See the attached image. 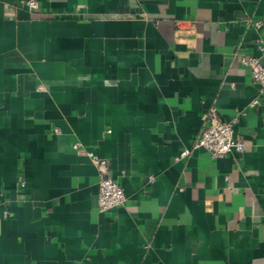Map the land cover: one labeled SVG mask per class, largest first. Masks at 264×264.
Listing matches in <instances>:
<instances>
[{"label": "crops", "instance_id": "crops-1", "mask_svg": "<svg viewBox=\"0 0 264 264\" xmlns=\"http://www.w3.org/2000/svg\"><path fill=\"white\" fill-rule=\"evenodd\" d=\"M19 1L0 0V264H264V93L241 62L264 0ZM210 110L245 150L176 160ZM89 153L120 206L98 210Z\"/></svg>", "mask_w": 264, "mask_h": 264}, {"label": "built area", "instance_id": "built-area-1", "mask_svg": "<svg viewBox=\"0 0 264 264\" xmlns=\"http://www.w3.org/2000/svg\"><path fill=\"white\" fill-rule=\"evenodd\" d=\"M19 4L30 10L38 8L36 0H20ZM254 26L264 33V24L261 21H255ZM262 40L260 36L257 44L258 56L241 58V62L250 68L251 77L260 93H264V43ZM257 102L258 100L255 99L252 103ZM201 119V130L191 148L183 149L175 158L176 160L188 156L195 149L206 150L212 158H219L230 152L242 153L245 150V142L234 132L235 119L223 120L215 110L203 113ZM78 146L79 144L76 143L74 147ZM89 156L96 164L98 171V210L106 212L120 206L125 201V195L121 186L109 175L106 160L92 153H89ZM149 180L153 181V176H150Z\"/></svg>", "mask_w": 264, "mask_h": 264}]
</instances>
